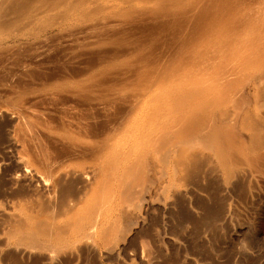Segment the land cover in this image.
Here are the masks:
<instances>
[{"label":"rangeland","instance_id":"374dc122","mask_svg":"<svg viewBox=\"0 0 264 264\" xmlns=\"http://www.w3.org/2000/svg\"><path fill=\"white\" fill-rule=\"evenodd\" d=\"M34 1L35 2H33V5H36V8L43 10H41V13H39V15H46L43 17V19H41V21L37 25L34 24L30 26H24L18 25L13 11L17 7L22 6L25 1L0 0V45H2L0 46V57H2L3 55L5 56L4 58L2 57V61L4 62L7 59L9 61L13 55H15L13 56V59L18 58L16 56L17 54L15 53L16 51L19 57H21V54L23 52L24 53L22 55L28 54L26 55V57L22 56V59L18 58L20 64L18 63L17 59V61L11 59L12 63L9 61L10 66L9 63L5 61L8 64L7 67L10 68L9 70L7 68L5 69L7 70L4 71L6 75L4 74L1 78L2 80L0 81V93L2 94L3 92L1 91H6H4V95L2 94V98L0 97V122H2L0 125V140L3 137L5 131L14 132L15 129L17 130V128L19 129L20 127V124L18 126L16 124L18 119L16 118L17 111H15V100L19 91L21 90L17 87V85L19 83L18 79H20V76L18 74L22 72H27L30 69L32 70V68H34L35 70L33 69V72L36 71L38 73H43V70H49L51 65L52 67H56L57 65V67L59 66L58 69H61L71 62L70 59L72 57H75V55L77 57V55L79 54L81 58L78 55V61H81L82 64L67 67L78 66V68H81L82 65L83 68L81 69L84 70V72L87 74V79L92 78V76L95 77L101 73V77H96V79H94V83L98 81L96 85L99 86L100 84H104V88H106L110 93L113 92L111 94L117 97V99L121 98V100H117V102L119 103L124 102L126 104H129L131 102L130 100L133 99L132 96H134L135 98L136 95H134V93L137 92L135 94L140 95V101L138 102L136 107L138 109L144 108L147 104H149L152 98L157 97L159 94L167 92L175 93L177 91L176 87L178 85H175L174 82L178 81L181 74L191 69L196 64L195 62H202L201 57L204 53L207 54V50L202 49L203 47L201 45L203 42H206L207 39L208 42L212 41L211 35L213 30L212 28L210 29L209 25L211 22V15L213 13L212 11H202L196 16L189 11V6L186 8H177L175 10L172 9V11L170 10L169 13L167 12L168 10H163V12H167L164 14L168 17L165 18V15L163 13V15H154L155 20L153 19V21V16L142 17L143 20L140 21L142 22V24L138 22V25L142 27H137L141 29L138 30L135 27V30L132 29L134 33H132V31L128 29V31L130 32L129 33L126 32V29H124V27H122L123 29H120V27L117 26L118 29L117 27H115L114 30H111L112 28L111 26H109L112 24V26H115V24L119 25V23L122 21L119 20V12L122 11L119 10L118 7L114 9L107 8L105 13L103 12L102 15H97L96 13L93 14L95 6H91L87 7L86 11H84L83 14L74 15L69 19H66L64 18V12L67 11V8L63 7V9L65 10L61 9L60 11H57L53 9L51 2L52 0ZM153 5L155 7H158L157 4ZM46 10L49 11L45 12ZM123 10L125 11V9ZM170 13L172 16L168 15ZM189 14L190 16H188ZM160 15L164 16L162 17V20L160 19ZM108 16L113 17L109 18ZM182 16L183 18H181ZM170 17L173 18V20ZM150 18L151 20H149ZM163 18L166 19L165 22ZM132 19L135 20L131 17L128 22H132ZM145 19L147 23L145 22ZM116 21L119 23H117ZM137 21H139V19ZM167 21L169 22L167 23ZM110 22L112 24H110ZM152 22H159V24H161L159 25L158 23L156 24ZM191 22H193L194 25H191ZM132 23L135 22L133 21ZM143 23H146L145 25H147L148 23L151 25H156V29H154L155 32L154 30H146L147 27L149 29H153V25L151 26L148 24L149 26H145ZM97 27L100 30H98ZM143 27L145 29H142ZM108 28L111 31H109ZM93 29L94 31H92ZM90 30L92 33L90 32ZM39 31L41 32L40 34L38 33ZM150 31H152L154 34ZM175 31H177L178 33H176ZM78 32L80 33L78 34ZM81 32L87 34H82ZM104 32H107V35ZM71 33L75 34L70 35ZM149 33L152 34V37ZM19 34H30V36H33L34 34L35 35L31 37V40L30 38H27L21 40L19 39V41L15 43L10 42L16 35ZM100 34H103V36ZM104 34L108 38H105ZM135 34L139 35L136 36ZM189 34L192 36H190ZM91 35L94 38H92ZM111 35H114L113 38H110L112 37ZM75 36L76 38H74ZM58 37L61 39H59ZM62 37H65V41L64 39H62ZM137 37L140 39H138ZM161 37H165L166 41L164 38V40H162ZM96 38L97 40L101 38V42L103 43L99 41L100 39L98 40L99 42H97ZM185 38L186 40L195 39V41L201 42L198 50L197 48L195 49L192 47H185V49H183L182 42H184ZM6 39H8L9 41L4 42ZM71 39L73 42L72 44ZM87 39H90L91 41H88ZM160 39L163 42L165 41V44L160 41ZM57 40L58 42H56ZM82 41H87V43L89 42V44L86 45L85 42L84 45ZM40 42H42L43 44ZM49 42L53 43L50 44ZM55 42L56 44H58L59 47L61 46V49L55 47ZM155 43L157 45L153 46V44ZM39 44L41 46L43 45V47H39ZM47 44H49V46L54 45L53 47L57 49L54 48L53 50L55 51L51 50L52 46L50 47V50L49 48L45 49V47L48 46ZM150 46H152L151 48L154 49L153 51H151L152 49L150 50ZM155 46H157L156 49L158 48L159 51H157L158 49H155ZM159 46H162L163 48H159ZM173 46L174 48H172ZM32 47H35V49H33ZM62 47L66 48L62 50ZM144 47L146 48V51L149 48L148 52L145 51ZM25 48H27V51H23V49ZM30 49L33 50L34 53ZM58 49H60L59 52ZM124 49L126 51H124ZM160 49L164 50L162 52V55ZM172 49L173 51H171ZM20 50H22V52ZM40 50L41 54L39 52ZM99 50L104 54H102ZM105 50L107 51L105 52ZM110 50L112 52L111 54ZM149 50L150 53L154 51L157 52L156 54H158V57L157 55L153 56V53L147 55L149 54ZM176 50L178 51L177 53ZM18 51L21 53H19ZM94 51L96 55L99 52V54L102 55L99 56L98 54L96 56L94 54ZM138 51L141 52L138 53ZM143 51H145V54H143ZM118 52H121L122 54H119ZM132 52H134V54H138H135V56L132 54ZM30 53L31 55L33 53L32 56L37 53L34 57L37 56L38 58L30 56ZM42 53H44V57L42 56ZM83 53H86V58L84 57ZM88 53L92 54L88 55ZM113 53H117L119 57L117 55L116 57L113 56ZM51 54L52 57H50ZM93 54L96 56V58L93 56ZM172 54H174L175 56ZM111 55L114 57V59ZM122 55L124 58L122 57ZM169 55H171L172 59L171 57H167ZM27 56H29V58H34L32 60L36 64H33L31 67L28 66V69L26 68V66L23 65L24 63H22L23 58L28 59ZM62 56L65 57L63 58ZM141 56L145 57L141 58ZM151 56H153L154 58ZM130 57L132 58L128 61ZM155 57H157L156 60ZM163 57H166L168 61ZM174 57L177 58L173 59ZM39 58L41 61L39 60ZM44 58L46 59V61ZM91 58L92 60H94V63L91 61ZM107 58H109V61ZM147 58L148 60H146ZM168 58H170L171 60H169ZM83 60H85L86 63L87 61H89L90 63L92 62V65L90 64L89 66V63L86 64ZM173 60H175V62ZM203 60L205 61H203V67H209L210 60L208 56L205 57V59ZM224 60L225 59L223 58L221 60L215 61V63L217 64L222 61L226 63V61ZM133 61L134 63L136 62L135 66L134 63H132ZM170 61L173 62L171 63ZM161 62L165 64L162 63L163 65H159ZM37 63L40 65H38ZM42 63H45L44 65L49 63L52 64L46 65V67L44 68V65L41 66ZM215 63L211 62V65ZM12 64L17 65V67H12ZM54 64L55 66H53ZM100 64L104 66L100 67ZM106 64L108 66L107 68L105 67ZM150 64L154 65L155 67L151 66ZM168 65L170 68L168 67ZM19 66L20 68H22L20 69ZM38 66H40L41 69H39L40 67ZM126 66L128 67L126 68ZM52 67L50 70H52ZM153 67L157 69L154 70ZM225 67L227 68L228 66H226L225 64ZM56 68H53L52 71H58L56 70ZM84 68L90 71L88 72ZM123 68L124 70H122ZM160 68L162 69L160 70ZM168 68L169 70H167ZM14 69L18 71L15 72ZM177 70L179 71L177 72ZM154 71L156 72L153 73ZM8 72L18 73V79L16 80V78L11 77ZM127 72L128 74L126 75ZM131 72L134 73L132 75L134 78L131 76ZM136 72L137 74H135ZM148 72L153 73V75L150 74L149 76ZM116 74L118 76H115ZM154 74H157L158 76H154ZM136 75L139 76V78ZM141 76L143 77L141 78ZM156 76L157 78H155ZM199 76L201 77V75ZM10 77L12 78V80ZM126 77L128 78L127 80L124 79ZM129 77L132 79L129 80ZM144 77H147V79L148 77H151V81L149 79L150 83H158H155L156 86L153 83L154 88L151 89L150 87L152 86V83L149 87L150 83L147 82L148 80H144ZM135 78L138 80V84L135 83L137 82ZM103 80H107L106 84ZM108 80L112 83V85ZM142 80L143 83L141 84ZM118 81L119 84L116 83ZM145 81L147 82L148 89H151H147L148 91L145 89L148 93H146V91L144 92V89L142 87L146 84ZM107 82H109V85ZM122 82L123 84H121ZM131 82L135 86L138 85L140 88L136 86L137 89H135L136 87ZM22 84L26 85L24 83ZM105 85H107V87ZM138 88L140 89V91ZM119 92L120 94H118ZM8 93L9 95H7ZM145 93L147 94L146 96ZM141 95L145 97L143 98ZM130 96L132 98H130ZM126 98H129L130 100L128 99L127 101ZM4 103L6 104L4 105ZM236 111L239 112V109L236 108ZM236 111L235 114L237 113ZM262 115L263 117L259 120L247 121H239L235 117L227 118L226 120L215 119L214 121L203 120L202 118H199V120L193 125L194 127H191L194 129L191 132L193 134L188 136L185 140H182L180 144L181 150L183 151L184 155L182 158L181 167L177 168L176 170L173 168L171 163H167V165H164V171L160 167L155 166L143 152L144 148L142 149V146L145 143L144 141L137 140L131 143L129 146L127 145L124 149V154L122 158L119 157V162H117L119 164L118 182H115L111 186L110 196L112 198L113 203V213L109 216L106 221H101L99 226L94 231L90 230L91 232H93L94 235L92 237L94 238L90 236L92 234H90V231H62L65 226L71 224L74 225V223L77 222V219H79V216H84L86 218L85 227H88V229H90V225L93 223L94 217L92 215L90 218H88V211L93 201V197H91L89 193V195L85 193L81 196L84 198H82V204L77 209L79 212V215L77 217H74L73 214L70 213L69 215L58 217L56 220H54L55 222L53 221L54 223L52 222L53 227L55 229L53 237L44 236L42 232L37 231L34 228V219L35 216H38V210L36 207L43 203L44 193L40 189V187H38L37 184H29L28 181L24 180V175L26 174V170L29 166V164H27L28 158L26 156L23 157V155L19 156L18 150L14 147H11L13 143H11V145L1 144L0 141V189L4 187L3 190H1L0 192V264H264V140H262V138L264 137L262 133V131L264 132V128H261L264 127V114ZM5 116L8 118H6ZM6 120H12V122L14 120V123L9 128H6L4 123L6 122ZM19 122L20 121H18V123ZM255 122L257 123L255 124ZM258 124L261 127H259ZM226 125H229L230 129L228 126L227 129ZM15 126H17V128H15ZM207 126L210 130H207V128H205ZM245 126L248 127L246 128ZM255 129L257 130V132H255ZM261 129L262 131L260 132ZM211 131H213V134H210ZM215 131H217V133L218 131H223L221 138L223 140L219 142L221 143V145L210 143L212 140H219V135L216 133L214 134ZM256 133H258V136ZM255 136H257L258 138L256 139ZM204 138H208L209 145L211 144L210 146L204 143L207 142L206 140L202 142ZM252 139L257 140L259 144L258 142H255ZM116 140H118V137L116 138ZM196 141L202 142L200 147L198 146L200 143ZM118 142L120 141L118 140L116 141V143L115 141H113L112 144L117 145ZM192 142L194 143L192 144ZM254 142L258 145L256 144L255 146ZM194 144L197 147L195 146L194 148H192ZM204 144H206L207 146H205ZM139 147H141V150H138ZM224 152L228 153V163L232 171V177L229 180L225 178V171L223 166L224 160L222 159V155ZM230 154H233V160L235 162L231 161L233 157ZM197 155H200V157H197ZM172 156L174 157L173 154ZM236 156H238V158ZM239 159H241L242 161ZM238 160L240 161V163L242 162V165H238ZM205 161L208 163L204 164ZM195 165L198 167L200 165L201 169L204 167L203 165H205L204 169H202L203 172L197 171L198 167L196 168ZM191 167H193L194 170ZM191 169L192 172H198L200 176L198 174H195V172H193L192 174ZM201 169L199 168L198 170ZM6 171H8L9 173ZM124 171L125 173L129 172V177L131 178L124 177ZM206 171H208V174ZM186 173L187 175H189L187 176ZM209 173L211 175H209ZM190 174L195 175L191 177ZM205 176L209 177L206 178ZM190 177L193 179H191ZM181 178L183 181L181 180ZM7 184L8 186H6ZM25 190V197L15 196V194L19 193V191H23L25 193ZM13 196L16 198H14ZM133 196L137 199L135 200ZM40 197H43V199ZM127 198L131 200L132 204H128L130 201ZM126 200H128L129 202H126ZM135 204L138 205L135 206ZM129 205H132V207H129ZM133 207L138 209L135 210L133 209ZM126 208H128L129 211H127ZM7 218L9 219V221H7ZM18 219H23V221L25 222V224H23L24 227L21 228L20 225H17V222L15 221H17ZM12 223L14 226L12 225ZM7 224L12 227L10 228ZM124 225L125 227H127H123ZM112 226H114L113 231ZM13 228L15 231L13 230ZM106 229H109V231H107ZM30 239L31 241H29ZM89 240H91V242ZM54 251H56L57 255H55L56 253ZM74 255L75 258H73Z\"/></svg>","mask_w":264,"mask_h":264},{"label":"bare ground","instance_id":"6f19581e","mask_svg":"<svg viewBox=\"0 0 264 264\" xmlns=\"http://www.w3.org/2000/svg\"><path fill=\"white\" fill-rule=\"evenodd\" d=\"M24 1L25 2L23 3L22 6L17 7L13 11V14H15V17H16V22L18 23V25H24V26H30V25H34V24L37 25L41 21V19H43V17L46 14L39 15V13H41L42 9L36 8L35 7L36 5H33V2H35L34 0L33 1L32 0H24ZM51 2H52L53 9H55L57 11H60L61 9H63V7L67 8V11L64 12L65 13L64 18H66V19L67 18L69 19L70 17H72L74 15L83 14L84 11H86V8L91 7V6H95L93 14L96 13L97 15H99V14L102 15L103 12L105 13L107 8L114 9V8L118 7L119 10L122 11V12H119V14H120L119 17L121 18V19L119 18V20H122V21L120 23L116 21L117 23H119V25L115 24V26H112L113 24L110 22V24H112V25H109V26H111V28H112L111 30H114L115 27H117V26H119L120 29L122 27H124V29H126V32H129L128 29L130 31H132V29L135 30L139 26L138 22L143 20L142 17H146V16H148V17L153 16L154 17V15H158V14H162V13L164 14L167 12L169 13V11L170 10L172 11V9L175 10L177 8H186L189 6V11L193 15H196V16L198 13H200L202 11H212L213 12L211 15V19H210L211 22L209 24L210 29L212 28L213 32L211 35L212 41L208 42V39H207V41L203 42L201 45L203 47L202 49L207 50L206 51L207 54L204 53L203 54L204 57L203 56L201 57L202 62H199V63L195 62L196 64L193 67L191 66L192 67L191 69H189L187 72L180 75L178 81L175 80L176 81V82H174L175 85H178L176 87L177 91L175 93H172V92L168 93L167 92V93L159 94L157 97L152 98V100L149 102V104H147L144 108H138V109L136 108L138 102L140 101V95L135 94L137 92L134 93V95H136L135 98H134V96H132L133 97L132 100H130L128 98L131 101L129 104H126L124 102L119 103V102H117V100H121V98L117 99V97H115L113 94H111L113 92L110 93L106 88H104V86H103L104 84L103 85L100 84V86H99V85H96L98 83V81H96L94 83V79H96V77H99V76L101 77V75H100L101 73L95 77L92 76V78L87 79L86 78L87 74L84 72V70L81 69V68H83L82 65H81V68H78V66L77 67H67V66H76L78 64H82L81 61H78V58H79L78 55L79 54L77 55V57H76V55H75V57H72L70 59L71 62L69 64L67 63L68 65H66L65 67H63L61 69H58L59 66L57 67V65H56L57 68L52 67V65H51L52 63L46 64V65H51L52 70H53V68L54 69L56 68V70H58V71L50 70L51 67L49 70L44 69L46 67V65H44L45 63L44 64L42 63L41 66L44 65V68L42 67L44 69V70L42 69L44 71L43 73H41V72L38 73L36 71L33 72L35 70L34 68H32V70L34 69L33 71L30 69L31 70V71L29 70L30 72L27 71V72L20 73V71H19L20 74L8 72L9 75L11 77L16 78V80L18 79V75L20 76V79H18L19 83H18L17 87L21 90L19 91V93L16 97V100H15L16 101L15 111H17L16 118L18 119L16 124H17V126L20 124V127L18 129L17 126H15V128H17V130L15 129L14 132L5 131V133L3 134V137L1 138L0 141H1V144H10L11 145V143H13L11 147H14L18 150V152H19L18 155L19 156L23 155V157L26 156L28 158L27 164H29V166H28V169L26 170V174L24 175V180L28 181L29 184H37L38 187H40V189L44 193L43 203L36 207L38 210V216H35L33 226L37 231L42 232L44 236H47V237H53L54 236L55 229L53 227V223L55 222L54 220H56L58 217L66 216V215H69L70 213L73 214L74 217H77L79 215V212L77 209L82 204V198H84V197H81V196L84 195L85 193L86 194L89 193L91 195V197H93L92 204H91L89 211H88L89 212L88 218H90L92 215L94 217L93 223L90 225V229H88V227H85V221H86L85 219L86 218L84 216H79V219H77V222L74 223V225L71 224V225L65 226L62 229V231H90V230L94 231L99 226L101 221L102 222L106 221L109 218V216L113 213V203H112V198L110 196L111 186L115 182H118V176H119V174H118V172H119L118 165L119 164L117 162H119V157L122 158V156L124 154V149L126 148V146L127 145L129 146L134 141L142 140L145 142L144 145L142 146V149L144 148L143 152L155 166L160 167L164 171V165H167V163H171L173 168L176 170L177 168L181 167L182 158L184 155L183 151L181 150L180 144H181L182 140H185L188 136L193 134L191 132L194 129L191 127L199 120V118L200 119L202 118L203 120L214 121L215 119L216 120H220V119L226 120L227 118L235 117L239 121H247V120H259L260 118L263 117L262 114H264V0H61V1L52 0ZM153 4H157L158 7H155ZM18 6H19V4H18ZM123 9H125L126 12ZM63 10H65V9H63ZM163 10H168V11L163 12ZM8 11H9V9H8ZM47 11H49V10H46L45 12H47ZM171 13L168 15L172 16ZM130 16L135 19V20L132 19V22L134 21L135 23L128 22L129 19L131 18ZM188 16H190V14ZM111 17H113V16H111ZM111 17H109V18H111ZM162 17H164V16L160 17L161 20H162ZM166 17H168V16L165 15V18ZM181 18H183V16ZM138 19H139V21H137ZM153 19L155 20V17L152 18V21H153ZM171 19L173 20V18H171ZM92 20H94V19H92ZM149 20H151V18ZM165 20L166 19H164V22H165ZM68 21H67V23H68ZM194 21H195V19H194ZM145 22H146V19H145ZM168 22L169 21H167V23ZM140 23L142 24V22H140ZM146 23H143V24L145 25ZM152 23H156V22H152ZM157 23L159 24V22H157ZM191 23H192L191 25H194L193 22H191ZM136 24H137V26H136ZM181 24H182V21H181ZM147 25H145V26H147ZM149 25H151V24H149ZM152 25H153V29L152 28L149 29L147 27L146 30L156 29V25H154V24H152ZM191 25H190V28H191ZM104 26H103V28H104ZM176 26H177V23H176ZM139 27H142V26H139ZM117 29H118V27H117ZM137 29L139 30L141 28H137ZM142 29H145V28L143 27ZM98 30H100V29L98 28ZM111 30L109 29V31H111ZM138 30H137V32H138ZM163 30H165V29H163ZM163 30H161V31H163ZM92 31H94V29ZM90 32H91V30H90ZM96 32H98V31H96ZM150 32H152V31H150ZM154 32H155V30H154ZM175 32L178 33L177 31H175ZM38 33L40 34L41 32L39 31ZM38 33H36V34H38ZM79 33L80 32H78V34ZM81 33L87 34L84 32H81ZM104 33H106V35H107V32H104ZM132 33H134V31H132ZM74 34L71 33L70 35H74ZM108 34H109V32H108ZM139 34H137V35H139ZM100 35L103 36V34H100ZM151 35L152 34H150V36ZM33 36L32 35L30 36V34L29 35L19 34V35H16L13 38V40H11L10 42L15 43V42H18L19 39L21 40V39H27V38L28 39L30 38V40H31V37H33ZM93 36H95V35H93ZM104 36H105V34H104ZM113 36L112 37L109 36V37L113 38ZM115 36H116V34H115ZM123 36H125V35H123ZM186 36H187V33H186ZM190 36H192V35H190ZM66 37H67V35H66ZM91 37H92V35H91ZM91 37H90V39H91ZM106 37L107 36H105V38ZM64 38L65 37H62V39H64ZM74 38H76V36ZM92 38H94V37H92ZM161 38H162V40L165 39V37H161ZM59 39H61V38H59ZM79 39H81V38H79ZM99 39L98 40L101 42V38H99ZM138 39H140V38H138ZM96 40H97V38H96ZM98 40H97V42H99ZM104 40H107V39H104ZM162 40L160 39V41H162ZM8 41L9 40L6 39L4 42H8ZM59 41H61V40H59ZM64 41H65V39H64ZM165 41H166V39H165ZM56 42H58V40ZM56 42H55V44H56ZM66 42H67V39H66ZM85 42H86V45L89 44V42L88 43H87V41H85ZM85 42H83L84 45H85ZM40 43H42V42H40ZM52 43H50V44H52ZM72 43L73 42L71 39V44ZM76 43H78V42H76ZM80 43H81V41H80ZM101 43H103V42H101ZM163 43H162V45H163ZM200 43L201 42H199V41H195V39L186 40V38H185L184 42H182V48L185 49V47H187V48L192 47L195 49L197 48V50H198V48L200 47L199 46ZM176 44H174V45H176ZM47 45L48 46H46L45 49L49 48V50H50L51 46H52L51 50H53L55 47H58L61 49V46L59 47L58 44H56L55 47H53L54 45H51V46H49V44H47ZM154 45H157V44L155 43V44H153V46ZM0 46H2V45H0ZM36 46H38V45H36ZM40 46L41 45L39 44V47ZM35 47H32V48L35 49ZM41 47H43V45ZM71 47H73V46H71ZM151 47L152 46L149 47L150 50L152 49ZM156 47L157 46H155V49H156ZM161 47L159 46V48H161ZM163 47H164V45H163ZM65 48L62 47V50ZM172 48H174V46ZM4 49H7V48H4ZM26 49L27 48L23 49V51ZM55 49H57V48H55ZM60 49H58V52L60 51ZM142 49H141V51H142ZM148 49L146 51V48H145V51L148 52ZM41 50L39 51L40 54H41ZM150 50H149V54H147V55H150L151 53H153L154 54L153 56L157 55V57H158V54H156L157 52L154 51V52L150 53ZM153 50L154 49H152L151 51H153ZM20 51L22 52V50H20ZM31 51H33V50H31ZM53 51H55V50H53ZM106 51L107 50H105V52ZM124 51H126V50L124 49ZM145 51H143V54H145L144 53ZM157 51H159V49ZM163 51L164 50H161V55H162ZM171 51H173V49ZM21 52H19V53H21ZM39 52H38V54H39ZM136 52H137V50H136ZM140 52L138 51V53H140ZM177 52L178 51L176 50V53ZM15 53L17 54L16 56L19 59L22 56L26 57V55H28V54L22 55L24 53L23 52L21 54V57H19L17 51ZM33 53H34V51H33ZM33 53H32V55H33ZM46 53H47V50H46ZM111 53L112 52L110 50V54ZM138 53H135V54H138ZM36 54H34V56ZM43 54L44 53H42V56H43ZM53 54H54V52H53ZM89 54H92V53H88V55ZM94 54L96 55L95 51H94ZM94 54H93V56L96 58V56L98 54L96 56ZM102 54H104V53H102ZM102 54H99V56H101ZM132 54L135 55L134 52H132ZM174 54H172V55H174ZM32 55L30 53V56H32ZM68 55H66V56H68ZM116 55H117V53H113V56L116 57ZM141 55H142V53H141ZM13 56H15V55H13ZM13 56L11 57V59H13ZM34 56H32V57H34ZM85 56L87 57L86 53L84 54V57ZM117 56L119 57V55H117ZM129 56H131V55H129ZM135 56H134V58H135ZM153 56H151V57H153ZM207 56L210 60V62H209L210 65H209V67H203V64L205 62L203 59H205V57H207ZM2 57L4 58L5 56L3 55ZM2 57H0V81L2 80L1 78L3 77V75L4 74L6 75V73L4 71H7V70H5V69L7 68L9 70V68H10V67H7L8 64L5 61H7L8 63H9V61L11 62V59L8 61L7 58H6L7 60H5L3 62ZM27 57H28V59L23 58L22 63H24L23 65L26 66V68L28 69V66L31 67L33 64L36 65L32 59L36 58L37 56L34 58H32V57L29 58V56H27ZM50 57H52V54L50 55ZM62 57L64 58L65 56H62ZM122 57H123V55H122ZM138 57H139V55H138ZM138 57H136V58H138ZM142 57L143 56H141V58ZM157 57H155V60ZM167 57H171V55H169ZM18 58H15L13 60L17 61ZM40 58H39V60H40ZM80 58H81V56H80ZM131 58L132 57H130V59H128V61L131 60ZM148 58L146 60H148ZM176 58L174 57L173 59H176ZM187 58H185V59H187ZM223 58L225 59L224 61H226V63H224L223 61L219 62L217 64L215 63V61L221 60ZM88 59H89V57H88ZM107 59L109 61V58H107ZM113 59H114V57H113ZM164 59H166V57ZM168 59L171 60L172 57H171V59L170 58H168ZM152 60H154V59H152ZM152 60H150V61H152ZM45 61H46V59H45ZM83 61L85 62V60H83ZM89 61H90V59H89ZM89 61H87V63H89L88 65L90 66V64L94 60H92V58H91L92 62L90 63ZM150 61H149V63H150ZM173 61L175 62V60H173ZM19 62L20 61L18 60V63ZM211 62L215 63L216 65L212 64V65H215V66H212ZM132 63H134V61ZM135 63H134V66H135ZM162 63L163 62H161L159 65H161ZM163 64H165V63H163ZM225 64H226V66H228L227 68L225 67ZM38 65H40V64H38ZM169 65H168V67H169ZM9 66H10V63H9ZM11 66L17 67V65H13V64ZM20 66H19V68H20ZM53 66H55V64ZM101 66L103 67L104 65L100 64V67ZM151 66H154V65H151ZM155 66H156V63H155ZM38 67H40V66H38ZM105 67L106 68L108 67L107 64ZM127 67L128 66H126V68ZM47 68H49V67H47ZM169 68L167 70H169ZM203 68H205V69H203ZM39 69H41V67ZM150 69H152V68H150ZM155 69H157V68H154V70ZM161 69L162 68H160V70ZM85 70L88 71L87 69H85ZM122 70H124V68ZM14 71L16 72L18 70L14 69ZM21 71H23V70H21ZM135 71H137V70H135ZM178 71L179 70H177V72ZM137 72L135 74H137ZM150 72H148L149 76H150V74L153 75V73H155L156 71H154L153 73H150ZM177 72H176V74H177ZM127 74H128V72L126 73V75ZM133 74L134 73L131 72V76ZM157 74H154V76ZM199 75H201V77ZM110 76H111V73H110ZM115 76H118V75L116 74ZM119 76H120V73H119ZM124 76H125V73H124ZM157 76L155 78H157ZM103 77H104V74H103ZM137 77L139 78V76H137ZM142 77L143 76H141V78ZM151 77H148V79H147V77H144V80L146 79V80H148L147 82L150 83ZM232 77H233V79H232ZM141 78H140V80H141ZM102 79H104V78H102ZM124 79L127 80L128 78L126 77ZM131 79L132 78H130L129 80H131ZM149 79H150V81H149ZM4 80H5V77H4ZM11 80H12V78H11ZM100 80H101V78H100ZM103 81H105L104 83L106 84L107 80H103ZM111 81H112V79H111ZM155 81H157V80H155ZM101 82H102V80H101ZM109 82H107L108 85H109ZM123 82H124V80H123ZM123 82L121 84H123ZM147 82L145 81L146 84L144 83L146 86H147ZM22 83H24L26 85H23ZM116 83L119 84V81ZM135 83L138 84L139 83L138 80ZM142 83H143V80H142L141 84ZM151 83H152V86H151ZM151 83H150V85L149 84L148 85H149V87L151 86L150 88L152 89V88H154L153 86L156 82H151ZM141 84H140V86H141ZM156 84H155V86H156ZM111 85H112V83H111ZM145 85L142 86L144 89V92L148 89V86L146 87ZM105 86L107 87V85H105ZM118 86H120V85H118ZM136 86L139 87L138 85H136ZM2 87H4V86H2ZM137 87L135 89H137ZM150 88L148 90H151ZM4 91H1V92H3L2 93L3 95L6 92V91L5 92ZM139 91H140V89H139ZM141 91H143V90H141ZM147 91H146V93H148ZM146 93H145V96L147 95ZM2 94L0 93L1 98L3 96ZM118 94H120V92ZM7 95H9V93ZM10 95H12V94H10ZM132 97L130 96V98H132ZM128 99H127V101H128ZM5 104L6 103H4V105ZM236 108L239 109V112L236 111ZM235 111L237 112L236 114H235ZM6 118H8V117H6ZM4 120H5V118H4ZM18 121H20V122L18 123ZM1 123L2 122H0V125H1ZM4 123H5L6 128L7 127L9 128L14 123V120H13V122H12V120L11 121L6 120V122H4ZM256 123L257 122H255V124ZM208 126L205 128H207V130H210ZM227 126L229 127V125H226V127ZM258 126L261 127L259 124H258ZM226 127H224V128H226ZM228 127H227V129H228ZM245 127L247 128L248 126H245ZM261 128L263 129L264 127H261ZM3 129H5V128H3ZM3 129H2V131H3ZM229 129H230V127H229ZM262 129L260 130V132L262 131ZM203 131H201V132H203ZM255 132H257L256 129H255ZM215 133L219 135L218 136L219 140H212L210 143L216 144V145H221V143H219V142L223 140V139H221L223 131H221V132L218 131V133H217V131H215L214 134ZM262 133L264 136L263 131H262ZM204 134H206V133H204ZM204 134H203V136H204ZM210 134H213V131H211ZM256 134L258 136V133H256ZM257 136H255L256 139L258 138ZM117 137H118V140L120 142H118L117 145L112 144L113 141H115V143H116V141H118V140H116ZM205 138H206V135H205ZM205 138L202 140V142L206 140L208 143L207 142H204V143L209 145L208 138L207 139H205ZM262 140H264V137L262 138ZM228 141H230V140H228ZM253 141L258 142L255 139ZM194 142H192V144ZM196 142H198V141H196ZM202 142H198V143H200L198 145L199 147H200ZM254 143H253V146H254ZM206 144H204V145L207 146ZM256 144L257 143H255V146H256ZM258 144H259V142H258ZM263 144H261V145H263ZM195 146L196 145L194 144V146L192 148H194ZM167 148H168V150H167ZM253 148H255V147H253ZM256 149H257V147H256ZM138 150H141V147H139ZM253 150H255V149H253ZM172 154L174 155V157L172 156ZM227 155H228V153L224 152L222 155V159L224 160L223 166H224V171H225V178L227 180H229L232 177V171H231L230 165L228 163L229 161H228ZM230 155H232V157H233L231 161H234L233 160L234 159L233 154H230ZM197 157H200V155L199 156L197 155ZM236 157L238 158V156H236ZM239 160H241V159H239ZM239 160H238V162H239L238 165H242V162L240 163ZM144 162H145V160H144ZM205 163L207 164L208 162L205 161L204 164ZM192 166H193V164H192ZM203 166L205 167V165H203ZM195 167L197 168L198 166L195 165ZM204 167L202 169H204ZM191 168L193 169V167H191ZM199 168L201 169L200 165H199L198 169ZM192 169H191V173L193 174V172H195V171L192 172ZM198 169H197V171L203 172L202 169L201 170H198ZM210 170H208V171H210ZM8 171H6V172H8ZM208 171H206L207 174H208ZM192 174H190L191 177L194 176L195 174H198V172L197 173L195 172L194 175H192ZM129 175H130L129 172L125 173V171H124V173H123L124 177H129ZM186 175H187V173H186ZM198 175L200 176V174H198ZM209 175H211V174L209 173ZM18 176H19V174H18ZM20 176H21V174H20ZM197 176H196V178H197ZM5 177H6V175H5ZM162 177H164V176H162ZM208 177L209 176H207L206 178H208ZM129 178H131V177H129ZM182 178H184V177H182ZM182 178H181V180H182ZM191 179H193V178H191ZM206 181H208V180H206ZM208 182H210V181H208ZM0 183H1V181H0ZM148 183H150V182H148ZM130 184H131V182H130ZM3 186H5V185H3ZM6 186H8V184ZM3 188L4 187H2V189H0V192H1V190H3ZM137 189H139V188H137ZM15 192H16V190H15ZM10 193H8V194H10ZM25 195H26V190H25V193L23 191H19V193L15 194L16 197H25ZM138 196H139V194H138ZM16 197H14V198H16ZM7 198H8V196H7ZM14 198H12V199H14ZM40 198L43 199V197H40ZM129 198H127V199L129 200ZM133 198H134V196H133ZM131 199H132V197H131ZM134 199L136 200L137 198H134ZM128 200H126V202ZM129 201H128L129 202L128 204H130V203L132 204L131 200H129ZM132 201H134V200H132ZM138 204H135V206ZM141 204H143V203H141ZM130 206L132 207V205H129V207ZM133 206H134V204H133ZM133 209L137 210L138 208L136 209L133 207ZM126 210L129 211L128 208H126ZM3 217H4V215H3ZM126 218H128V217H126ZM7 221H9V219ZM15 222H17V225L18 226L20 225L21 228L24 227L23 224H25V222L23 221V219H18ZM13 223H12V225H13ZM9 227L11 228L12 226H9ZM112 227H113V229H112V231H113L114 226H112ZM123 227H125V225ZM14 228H16V227H14ZM14 228H13V230H14ZM61 228H62V226H61ZM106 230L109 231V229H106ZM11 231H12V229H11ZM91 231H90V234L91 233L92 234L90 236L92 237L94 234ZM10 234H11V232H10ZM92 238H94V237H92ZM92 238H91V240H92ZM22 240H23V238H22ZM91 240H89V241L91 242ZM29 241H31V239ZM93 243H94V241H93ZM33 248H36V247H33ZM40 250H42V249H40ZM54 252L56 253V251H54ZM55 255H57V253ZM44 258H46V257H44ZM73 258H75V255Z\"/></svg>","mask_w":264,"mask_h":264}]
</instances>
